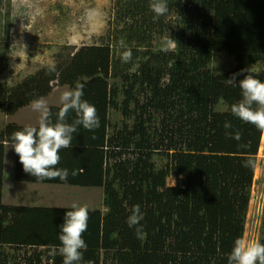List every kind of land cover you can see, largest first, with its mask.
<instances>
[{"label":"trees","instance_id":"1","mask_svg":"<svg viewBox=\"0 0 264 264\" xmlns=\"http://www.w3.org/2000/svg\"><path fill=\"white\" fill-rule=\"evenodd\" d=\"M150 2L135 0L133 23L115 29L119 39L138 47L130 63L115 58L110 43L86 46L57 63L55 73L44 68L0 94V111L13 115L48 96L54 85L74 89L82 83L83 99L101 120L94 131L80 126L72 147L60 151L57 167L68 170L67 180H37L24 172L16 153L14 180L103 189L106 211L89 212L83 234L88 248L80 264H228L235 239L244 237L262 135L231 113L241 98L239 81L248 73L237 76V86L226 80L250 68L264 82V0H167L177 15L168 22L165 16L154 20ZM167 23L182 25L170 38L175 51L153 54V32L156 26L171 32ZM220 53L236 65L218 75L211 64ZM116 78L121 84L109 83ZM221 104L225 111L218 110ZM50 109L55 122L59 107ZM111 111L132 125L123 122L110 134ZM75 118L70 111L66 122ZM226 121L232 129L224 128ZM23 128L10 125L0 136V264H63L61 255L50 252L59 247V225L72 209L2 202L5 141ZM226 131H238L241 139ZM156 155L167 161L162 168ZM248 160L254 167H244ZM170 177L182 182L168 186ZM137 204L143 239L126 223ZM259 242L264 243V208ZM6 248L32 252L18 262Z\"/></svg>","mask_w":264,"mask_h":264},{"label":"rangeland","instance_id":"2","mask_svg":"<svg viewBox=\"0 0 264 264\" xmlns=\"http://www.w3.org/2000/svg\"><path fill=\"white\" fill-rule=\"evenodd\" d=\"M135 0H0V94L19 84L23 80L34 76L50 65L62 63L74 51L82 47L110 43L115 58L131 49L136 50V44L128 45L117 37L116 28L122 29L133 23V16L137 11L132 7ZM136 17V16H135ZM177 17L173 10L165 15L166 22ZM136 20V19H134ZM172 31L155 28L154 40L151 46L153 54L167 53L162 51L165 38L182 31V25L167 23ZM172 34V35H171ZM138 48V47H137ZM176 45L168 53L175 51ZM138 52H144L139 49ZM234 58L226 53L216 55L211 68L215 74L221 75L235 66ZM119 69L123 70V67ZM255 71H261L255 66ZM110 84H121L118 78L110 79ZM68 87L54 85L52 92L44 99L50 108L59 107L58 97ZM119 95V94H118ZM122 91L117 99L122 102ZM142 103V99H141ZM219 111H225L221 104ZM110 123L114 130L125 122L129 126L132 120H126L119 111H111ZM40 114L33 111L31 103L19 109L13 115L0 111V136L10 125L19 127L38 126ZM154 162L158 168L166 164V159L156 155ZM15 151L6 146L4 159V180L2 202L5 206H27L72 209L73 204L86 206L89 212L101 210L103 206V189L78 188L67 185H48L41 183H20L14 180ZM182 180L170 177L168 186H175ZM264 203V136H262L258 154L254 180L251 187V198L246 216L243 239L245 242H259L263 220ZM11 258L19 262L25 251L15 252L3 249ZM39 250H43L42 248Z\"/></svg>","mask_w":264,"mask_h":264},{"label":"clouds","instance_id":"3","mask_svg":"<svg viewBox=\"0 0 264 264\" xmlns=\"http://www.w3.org/2000/svg\"><path fill=\"white\" fill-rule=\"evenodd\" d=\"M149 6L154 13V20L165 16L169 11L167 0H151ZM172 47L173 41L165 38L161 50L168 52ZM132 59L131 49L125 50L121 55L122 63H130ZM48 71L55 73V66L50 65ZM245 72L248 74L239 81L238 85L241 98L231 105V113L242 122L253 125L264 136V82L257 79L250 68L234 73L226 81L230 85L237 86V76ZM83 89L84 85L77 83L74 89H66L60 93L59 111L55 122L51 120V109L44 98L32 101L33 111L40 114L38 126H26L22 130H17L11 134L10 143L5 141V146L13 148L19 156L25 173L40 181L68 179V170L57 167L61 160L60 151L72 147L73 134L80 126L89 131L101 126L96 107L83 99ZM70 111L75 112L76 115L72 123L66 122ZM232 127L231 122L224 123L226 130ZM226 135L237 141L241 139L238 131L234 133L226 131ZM244 167H254V164L248 160L244 162ZM72 174L75 175V171ZM71 207L72 210L65 213L63 223L59 225V247L53 246L50 254L61 255L63 264H80L88 248L83 234L88 228L89 210L86 206L77 204ZM143 218L140 205L137 204L133 206L126 220L130 228H135L138 239L144 238L143 226L140 223ZM228 264H264V243H246L243 238H236L228 254Z\"/></svg>","mask_w":264,"mask_h":264},{"label":"crops","instance_id":"4","mask_svg":"<svg viewBox=\"0 0 264 264\" xmlns=\"http://www.w3.org/2000/svg\"><path fill=\"white\" fill-rule=\"evenodd\" d=\"M25 184H29V183H25ZM79 188V187H78ZM86 189V188H85Z\"/></svg>","mask_w":264,"mask_h":264}]
</instances>
